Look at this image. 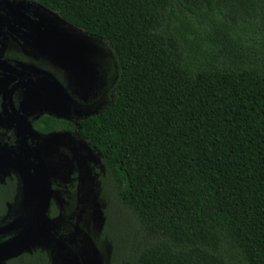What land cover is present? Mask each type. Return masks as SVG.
<instances>
[{"label": "trees", "instance_id": "trees-1", "mask_svg": "<svg viewBox=\"0 0 264 264\" xmlns=\"http://www.w3.org/2000/svg\"><path fill=\"white\" fill-rule=\"evenodd\" d=\"M36 1L113 54L101 264H264V0Z\"/></svg>", "mask_w": 264, "mask_h": 264}, {"label": "rangeland", "instance_id": "rangeland-1", "mask_svg": "<svg viewBox=\"0 0 264 264\" xmlns=\"http://www.w3.org/2000/svg\"><path fill=\"white\" fill-rule=\"evenodd\" d=\"M13 1L14 9H20L22 12L6 15V18L2 16L0 22L5 24V32L17 38L22 47L31 54L42 56L51 61L53 66L59 67L60 77L65 78L66 76L68 80L66 84L62 83L51 73L26 65L17 78L18 81L13 82L15 85L13 84L12 87V92L16 87L21 90L20 110L13 106L17 110L14 111L11 107L9 115L3 108L6 118L16 123L17 135L21 139L27 142L39 140L40 144L27 143L19 152L6 146H0V174H6L9 168H15L20 172L25 181L21 199L23 207L21 208H26L25 210L30 214V219L23 217L20 221L19 218L14 220L10 227H0V234L3 232L9 234L5 241L8 248L0 250V260L6 254L9 256L14 252L29 248L34 243V238L41 232L44 195L41 194L39 188L33 185V168L27 161L30 154H38L42 157V167H50L56 161L49 155L54 156V153L58 152L61 155L68 153L69 160L75 161L72 167L77 172L79 171L77 203L80 206L78 214L81 219L73 234L75 238L71 241L72 250L67 253L66 248L59 245L54 256V264H95L97 256H94L95 251L86 231L82 230L86 227L81 224L88 221L89 227L99 228L104 220L102 213L104 204L99 193L96 175L93 172V169L97 168L99 156L75 134L70 138L66 134L59 133L39 135L31 129L26 117L28 113L44 112L75 121L96 113L108 102L114 90L115 72L110 73L108 83L106 82L109 69L110 71L115 69L114 63L111 68H107L108 61H113V54L102 40L71 28L69 24H66L68 22L65 20L64 22L54 11L37 3L34 7L37 16L34 17L33 14L30 15L19 7L18 2L20 1L27 5L25 0ZM24 23L25 26L18 27L19 24ZM70 30L76 36L71 35L68 32ZM0 93L5 96L10 93V90H6L5 84L1 82ZM60 141H64L67 145L65 151L58 147L57 142ZM42 235L47 236L46 233Z\"/></svg>", "mask_w": 264, "mask_h": 264}, {"label": "flooded vegetation", "instance_id": "flooded-vegetation-1", "mask_svg": "<svg viewBox=\"0 0 264 264\" xmlns=\"http://www.w3.org/2000/svg\"><path fill=\"white\" fill-rule=\"evenodd\" d=\"M25 1L27 5L20 1L18 2L19 7L24 9L25 12L27 11L30 13V15L33 14L34 17L35 15L37 16V13L35 12L36 8L34 7L38 2L36 0ZM14 5L15 4L13 0H0V19L3 17L6 18V15H14L17 14V12H22L20 9L15 10ZM39 5L42 6L41 4ZM26 21L30 22V20L27 19ZM17 22L18 21L16 20V23ZM69 25L71 28L77 29L73 25ZM20 26H25V23L18 25V27ZM68 32L71 35H75L73 32H71V30ZM26 65L51 73L62 83L66 84L68 80L66 76L65 78L60 77V68L53 66L51 61L44 59L42 56L38 57L36 54L33 55L24 49L17 38L5 32V24L0 22V82L5 84L6 90H10V93H7V96H5L3 93H0V146H6L16 151H22L27 143L30 145H32L31 143L40 144L39 140L27 142L26 140L21 139L20 136L17 135L15 125L16 123L5 116V113L10 115V108H13V106L16 108L18 107V110H20L19 101L22 98L21 90L19 87H16L12 92V87L13 84L15 85V83L18 81L17 78L21 75L22 69ZM41 66H44V68ZM56 74H58L60 78ZM3 108L5 109V113L3 112ZM13 110L15 111L17 109L13 108ZM84 117L78 118L75 121H71L68 118L66 119L41 112L28 113L26 119L31 129L39 135L45 136L59 133L66 134L70 138L73 137V134H75L79 139L85 141L86 145L99 156V158H97V168L93 169L94 175H96L95 178H98V175L101 172L100 155L78 132L77 123ZM57 144L61 150H66L67 145L64 141L57 142ZM49 156L51 159L54 158L56 162L53 166H47L48 168L42 167L47 177L48 188L50 190V196L45 210L46 216L51 219L49 220L46 218L47 220H45V233L47 236L36 239L34 245L31 246L28 251H24L23 253L11 256L9 258H3L0 260V264H43V257L46 258V264H54V256L56 251L59 249V245H61L63 248H66L67 253L69 250H72L70 246L72 239L75 238L73 234L76 228H78V224L81 219L78 214V212H80V206L77 203V175L79 171L77 172L75 168L72 167L75 165L73 164L75 161L71 159L69 160L68 153L61 155L56 152L54 153V156L51 154ZM40 157L41 156L38 154H35V157H32L30 154L29 160L32 162L34 159V163L40 161L41 166H43V163L41 162L42 157ZM96 181L98 184V179H96ZM11 183L14 185L13 190H11L9 187L12 186ZM0 186H4L6 191L5 198L2 199L0 197V227L19 218L20 221L23 220V217L29 218L30 214L25 210L26 208H21L23 207V203L21 202L22 180L18 171L16 169L9 168L6 174H0ZM72 196L75 206L70 208L69 203L72 200ZM81 225L86 227L85 231L90 228L88 221ZM8 237V232L1 233L0 242L6 240ZM89 240L95 251L94 256H97L95 264H101V253L97 249L95 243L92 242L93 240ZM32 252L35 254V256L32 255Z\"/></svg>", "mask_w": 264, "mask_h": 264}, {"label": "water", "instance_id": "water-1", "mask_svg": "<svg viewBox=\"0 0 264 264\" xmlns=\"http://www.w3.org/2000/svg\"><path fill=\"white\" fill-rule=\"evenodd\" d=\"M74 36H76V35H74ZM31 155H32V157H35V154H31ZM27 161L31 165V167L33 168V171H32V181H33V185L35 186V188H39L41 190V194L44 195L43 207H42V212H41V226H40V230H41L42 233L40 232L38 234V236H36L34 238V243H35V240L36 239H38L39 237H44L42 234H44L45 231H46L45 220H47V219H46V216H45V210H46L47 201H48V198H49V195H50V190L48 188L47 177H46V175L44 173L43 168H41L42 166H41L40 161H38L39 163L38 162L34 163V161H35L34 159H33L32 162L30 160H27ZM12 169H15V168H12ZM18 173L20 174L19 171H18ZM20 176H21V180H22V187H21V189L24 190V183H25V181H24V178H23V176L21 174H20ZM13 223H14V220L13 221H10L9 223H7V224H5V225H3L1 227H10L11 224H13ZM6 240H4L2 243H0V250H5V249L8 248L7 245H6V243H5ZM34 243L31 246H33ZM30 247L29 248L22 249V250H19L17 252H14V253L10 254L9 256L6 254L4 256V258H9L11 256H15V255L21 253L22 251H28L30 249ZM8 252L9 251H7V253Z\"/></svg>", "mask_w": 264, "mask_h": 264}]
</instances>
